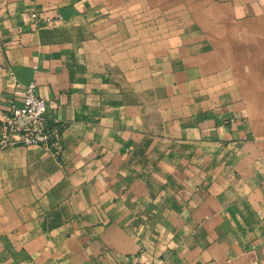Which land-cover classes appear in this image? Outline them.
<instances>
[{
  "label": "crops",
  "instance_id": "0c3cea01",
  "mask_svg": "<svg viewBox=\"0 0 264 264\" xmlns=\"http://www.w3.org/2000/svg\"><path fill=\"white\" fill-rule=\"evenodd\" d=\"M30 82L0 264H264V0H0V119Z\"/></svg>",
  "mask_w": 264,
  "mask_h": 264
},
{
  "label": "built area",
  "instance_id": "2783aa9c",
  "mask_svg": "<svg viewBox=\"0 0 264 264\" xmlns=\"http://www.w3.org/2000/svg\"><path fill=\"white\" fill-rule=\"evenodd\" d=\"M48 106L47 98L37 92L36 83L27 84L23 103L12 104L8 107L9 117L0 119V148L41 145L59 153L63 149L62 131L50 121Z\"/></svg>",
  "mask_w": 264,
  "mask_h": 264
}]
</instances>
